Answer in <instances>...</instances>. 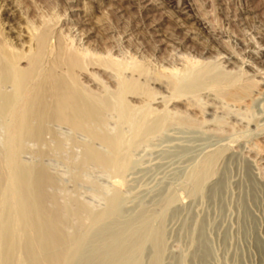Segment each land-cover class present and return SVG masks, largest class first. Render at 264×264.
<instances>
[{
  "label": "rangeland",
  "instance_id": "obj_1",
  "mask_svg": "<svg viewBox=\"0 0 264 264\" xmlns=\"http://www.w3.org/2000/svg\"><path fill=\"white\" fill-rule=\"evenodd\" d=\"M44 29L49 49L66 38L141 69L75 73L103 107L82 130L42 115L16 146L0 107V264H264V0H0V40L26 56L19 68ZM121 79L139 91L122 115L103 105ZM208 159L212 176L198 182Z\"/></svg>",
  "mask_w": 264,
  "mask_h": 264
},
{
  "label": "bare ground",
  "instance_id": "obj_2",
  "mask_svg": "<svg viewBox=\"0 0 264 264\" xmlns=\"http://www.w3.org/2000/svg\"><path fill=\"white\" fill-rule=\"evenodd\" d=\"M179 3V2H178ZM183 3V2H182ZM185 3V2H184ZM181 9L182 10H188L189 9V6L187 4L185 5H181ZM54 22V21H53ZM36 26V25H35ZM52 27V26H51ZM49 27V28H51ZM35 29V28H34ZM39 29V28H38ZM37 29V30H38ZM41 30V28H40ZM45 31L40 32L38 35L35 36V33H34V36H35V48L34 50L32 51V53L26 58V66L27 68L26 69H22V68H19L18 67V63L21 61L22 58L26 57L25 55L21 56H17L15 54V52L13 53V50H11V46L9 47L6 42L0 40V85L4 82H11L12 85H13V93L11 95H6V96H1L0 95V107L3 109V111L7 114V115H10V117L12 118V126L10 128V133L11 134V139H12V142L15 141L18 137L20 138V136L22 135H26V134H30L32 130H29L31 129L30 127V119H34V117H37L39 119L37 120H40L41 122V118H42V115H56V119L59 121H65V122H68L69 124H71L73 127H80L82 125H85L86 123L92 121L93 119H95V115H100V106L98 107L97 104L92 101V99H90L89 96H87L83 90L80 89V86L79 84L77 83L76 81V78H75V73L77 71H81V70H84V68L86 66H90V65H100L101 66H105V69L107 67H110V68H113L115 69L117 72L121 73L122 69H127V68H131L132 70H138L141 69L139 67H141V65L138 67V65L136 63H128L127 62V65L124 64L122 61L121 63L119 61H115L114 59H112L110 56H106L104 58H99L97 54L89 51L88 49H78V48H74V44H72L73 42L71 41H68L66 38H65V41H62L59 42V44L57 45V47L53 48V49H49L51 46L49 45L48 46V43L47 42L49 39V35L50 32L48 31V34L46 33L47 30L44 29ZM49 30V29H48ZM69 30V29H68ZM33 34V33H32ZM54 35V34H53ZM48 37V38H47ZM48 39V40H47ZM61 38H59V41H60ZM4 40V39H3ZM64 40V39H63ZM131 44V43H130ZM34 47V46H33ZM79 47V46H78ZM107 47V46H106ZM15 50V49H14ZM96 50V49H95ZM112 50V49H111ZM18 51V50H17ZM135 51V50H134ZM30 53V52H29ZM152 53V52H151ZM183 54V53H182ZM101 55V54H100ZM122 55V54H121ZM46 57H50L51 58V61H50V65L49 67L45 70V71H42V75H41V78H39V73H40V67H41V63L43 61V59ZM102 56V55H101ZM131 57V56H130ZM115 58V57H114ZM47 59V58H46ZM188 59V58H187ZM137 60V59H136ZM158 60V59H157ZM174 60V59H173ZM184 60V59H183ZM185 60H186V57H185ZM46 61V60H45ZM48 61V60H47ZM134 62V60L132 61ZM187 64H188V69L189 70H193V67L195 64H196V61H191V60H187L186 61ZM219 62V61H218ZM199 63V62H198ZM208 63V62H207ZM179 64V63H178ZM88 66V67H89ZM129 66V67H128ZM165 66V65H164ZM189 66L191 67V69L189 68ZM197 66V65H196ZM200 66V65H199ZM99 67V66H98ZM163 67V66H162ZM201 67V66H200ZM198 67V68H200ZM43 68V67H42ZM94 68V67H93ZM97 68V67H96ZM108 68V69H110ZM172 68V67H171ZM195 68V66H194ZM176 69V68H175ZM184 69V68H183ZM186 69V68H185ZM112 70V69H110ZM137 70V72H138ZM144 70V69H143ZM142 70V71H143ZM166 70V69H165ZM169 70V69H167ZM179 70V69H178ZM178 70H169V71H166L165 73L167 75H173V77H175L177 75V73H179ZM202 70V69H201ZM241 70V69H240ZM86 71V70H85ZM125 71V70H124ZM127 71H130V70H127ZM182 71H185V70H182ZM135 72V73H137ZM164 72V71H163ZM190 72V75H195L193 74L191 71ZM196 72V71H195ZM201 71H199L198 73H200ZM203 72V71H202ZM201 72V74H202ZM133 73V71H132ZM130 73V74H132ZM197 73V74H198ZM123 74V73H122ZM181 74V73H180ZM204 74V73H203ZM126 75V74H125ZM134 75V74H133ZM135 75H139V74H135ZM141 75V74H140ZM189 75V76H190ZM77 76V74H76ZM130 76V75H129ZM179 76V75H177ZM183 75H181V78H182ZM200 76V75H199ZM202 76V75H201ZM138 77V76H137ZM192 77V76H191ZM191 77L189 78L190 82L192 83H195L193 82L194 78H192L191 80ZM196 77V75H195ZM219 77V76H218ZM127 78V76H126ZM125 78V79H126ZM130 78V77H129ZM178 78V77H177ZM180 78V79H181ZM199 78L198 76L196 77V79ZM128 79V78H127ZM147 79V78H146ZM179 78L177 80H180ZM184 79V77L182 78ZM220 79V77H219ZM218 79V81H219ZM224 79V78H223ZM223 79H220L222 80L221 82H218V83H215L214 81L211 82V86L213 85V82H214V85L217 87V86H220V85H217L219 83L222 84L223 83H227L225 82V80ZM259 79V78H258ZM129 80V79H128ZM127 80V81H128ZM132 80V78H131ZM140 80V79H139ZM138 80V81H139ZM200 80V79H199ZM235 80V79H234ZM126 80H123L121 79L120 81V91L119 93L114 97L113 101L110 102L108 99V101H105V103L103 105L105 106H108V108H110L111 106L110 105H115L112 106L113 108H116V107H119V113L121 111V113H124L126 114V112H129V108L125 107L127 106L125 103L123 104V101H124V95L128 96V93L132 94L133 92L131 91H137V86L132 83V82H127ZM181 81V80H180ZM179 81V82H180ZM185 81V80H184ZM217 81V80H215ZM228 81V80H227ZM144 82V81H143ZM154 82V80H153ZM196 82L198 83V81L196 80ZM251 82V81H250ZM142 83V81L140 82ZM197 83L195 85H197ZM201 83V82H199ZM191 84V83H190ZM189 84V85H190ZM205 84V83H204ZM7 85V84H6ZM194 85V86H195ZM225 85V84H224ZM174 86V85H173ZM191 86V85H190ZM223 86V84H222ZM139 87V86H138ZM192 87V86H191ZM224 87V86H223ZM238 87V86H237ZM214 88V87H213ZM222 88V87H221ZM185 89V88H184ZM201 89V88H200ZM214 89H217V88H214ZM196 90V89H195ZM219 90V89H218ZM139 92V91H137ZM149 92V91H148ZM147 92V93H148ZM87 93V92H86ZM151 93V92H149ZM176 93V92H175ZM7 94V93H6ZM134 94V93H133ZM136 94V93H135ZM143 94V93H142ZM154 94V93H153ZM239 95V94H238ZM125 96V97H126ZM151 96V94H150ZM181 96V95H180ZM149 99V97H148ZM147 99V100H148ZM126 100V99H125ZM128 100V99H127ZM197 100V99H196ZM228 101V100H227ZM97 102V101H96ZM99 103V102H97ZM140 103V102H139ZM147 103V102H146ZM101 106L102 103H100ZM98 104V105H100ZM136 104V103H135ZM104 106V107H105ZM107 108V107H106ZM129 109L127 111V109ZM189 108V107H188ZM194 108V107H193ZM143 109H141L142 111ZM151 111V110H150ZM120 113V114H121ZM131 113V112H130ZM137 113H139V111H137ZM136 113V115H138ZM116 114V113H115ZM123 114V115H124ZM122 115V114H121ZM132 115V114H131ZM143 115H150L149 111L148 110H145L143 112ZM152 115V114H151ZM134 116V115H133ZM154 116V115H153ZM95 117V118H94ZM149 117V116H148ZM137 118V117H136ZM44 120V117L42 118ZM54 120V119H53ZM154 120V119H153ZM35 121V120H34ZM96 121V120H95ZM64 124V123H63ZM29 125V126H28ZM148 125V124H147ZM41 126V125H40ZM91 126V125H89ZM88 126V127H89ZM38 127V126H37ZM36 127V128H37ZM42 127V126H41ZM82 127H85V126H82ZM80 127V129H85V128H82ZM92 127V126H91ZM40 129V127H39ZM78 129V128H77ZM142 130V129H141ZM86 131V130H85ZM36 132V131H35ZM33 132L32 134L34 135ZM82 132V131H81ZM38 132H36L35 134H37ZM41 133V132H40ZM85 133V132H83ZM89 133V132H88ZM92 134H94V132L91 131ZM31 135V134H30ZM30 135H27L30 137ZM91 135V134H90ZM92 136V135H91ZM94 136V135H93ZM92 136V137H93ZM97 136V135H96ZM99 136V135H98ZM102 136V135H101ZM10 137V136H9ZM25 137V136H23ZM21 137V138H23ZM32 137V136H31ZM38 137V136H37ZM95 138V137H94ZM98 138V137H97ZM103 138V137H101ZM100 139V138H99ZM19 140V139H18ZM16 140V141H18ZM102 140V139H100ZM104 140V138H103ZM112 140V139H111ZM110 138L108 141H111ZM16 141L14 142V144L16 143ZM115 141V139H114ZM24 142V141H23ZM106 141H104L103 143L105 144ZM112 142V141H111ZM106 142V144L108 143V147H111V149L113 150V152L115 151V148H116V145L115 143L116 142ZM19 143V142H18ZM9 144V143H8ZM22 144V143H21ZM16 145V144H15ZM118 145V144H117ZM120 145V144H119ZM123 145V144H122ZM17 146V145H16ZM127 146V145H126ZM118 147V146H117ZM122 147V146H121ZM120 147V148H121ZM114 148V149H113ZM118 148V149H120ZM121 151V150H120ZM14 152V151H13ZM111 152V153H113ZM122 152V151H121ZM91 153V152H90ZM93 153V152H92ZM120 153V152H119ZM15 154V153H14ZM13 154V155H14ZM18 154V153H17ZM12 155V154H11ZM116 155V154H115ZM15 157V156H14ZM104 158V157H103ZM10 159V158H9ZM14 159V158H13ZM96 161L98 158H95ZM217 158L215 157L214 160H216ZM101 160V158H100ZM98 160V162L100 161ZM107 160V163L108 165L112 166V162L109 164L108 162V159ZM95 161V160H94ZM103 162L104 159L102 160ZM114 161V160H113ZM212 164H213V160L212 159H208L204 165H202L203 167L201 171H199L198 173V178H197V181L198 182H201L203 180L206 181V179H208L210 176H212V172H211V167H212ZM114 167V166H113ZM118 167V165H117ZM26 168V167H25ZM196 170V168H195ZM194 171V170H193ZM20 174V173H19ZM28 174V173H27ZM17 175V174H16ZM26 175V173H25ZM19 176V178H21L20 175H17V177ZM27 176V175H26ZM26 176H24V179H27L25 178ZM16 177V176H15ZM37 177V176H36ZM18 178V179H19ZM30 178V177H29ZM14 179V178H13ZM20 180V179H19ZM39 180V179H38ZM35 181L33 183H36L38 182V184L36 183L37 187L39 185V190H40V187H42L40 184H42L43 181L40 182L39 181ZM15 181V180H14ZM29 181V180H28ZM26 180V182H28ZM220 180H218L216 184H214L215 186L213 187L212 189V193L213 195H217L220 191H221V188H222V185L221 182H219ZM25 182V181H24ZM40 182V183H39ZM46 182V180H45ZM197 182V184H198ZM33 183H29L32 187H34L35 184ZM193 183V182H192ZM223 183V182H222ZM22 184V182H21ZM27 183H25L26 185ZM35 185V186H36ZM28 187V184L26 185ZM25 186V187H26ZM203 186H201L202 188ZM30 188V187H28ZM255 190V189H254ZM29 192V190H27ZM32 191V190H31ZM25 193V192H24ZM38 193V192H37ZM40 193V192H39ZM36 194L38 197H41L40 194ZM33 194V193H32ZM211 195V196H213ZM26 196V195H25ZM254 196V199H256L257 197V192H255V194L253 195ZM37 197V200H40L39 198ZM36 198V197H35ZM36 200V201H37ZM22 202H24L23 200H20ZM41 201V200H40ZM22 202L20 204H22ZM39 203V201H38ZM26 206V205H25ZM24 207V206H23ZM20 212V211H19ZM54 216V215H53ZM57 216V215H56ZM57 219V217H56ZM24 220V219H23ZM58 220V219H57ZM56 220V222H57ZM46 221V220H45ZM55 222V223H56ZM54 223V221H53ZM27 224V223H25ZM22 225V224H21ZM29 226V225H27ZM39 226V225H38ZM31 227V226H30ZM47 227V226H46ZM34 228V227H33ZM40 230V229H39ZM41 231V230H40ZM39 232V231H38ZM35 233V232H34ZM151 233V232H150ZM46 234V233H45ZM49 234V233H48ZM40 236V235H39ZM51 236V235H50ZM49 236V237H50ZM149 236V235H148ZM8 237V236H7ZM7 237L5 239H7ZM48 238V236H46ZM46 237H45V240H46ZM161 237V236H160ZM159 237V238H160ZM40 237H38V240ZM155 239V238H154ZM10 240L9 237L7 240H5V243ZM12 240H14L12 238ZM45 240H43L42 242H45ZM49 240V238L47 239ZM117 240V239H116ZM144 240V239H143ZM160 240V239H159ZM15 241V240H14ZM14 241H11V243H13L14 245ZM16 242V241H15ZM50 242V245H51V240H49ZM48 242V243H49ZM149 242V241H148ZM155 242V241H154ZM162 242V241H161ZM9 243V242H8ZM8 243H6L7 245L6 246H9ZM34 243V242H33ZM46 246L44 244H41V246H45L47 247L49 244H47V242L45 243ZM11 245V244H10ZM11 245V246H13ZM143 245V244H142ZM141 245V246H142ZM10 246V247H11ZM43 246V247H44ZM65 246V245H64ZM130 246V245H129ZM140 246V247H141ZM203 246V245H202ZM3 247V246H2ZM44 249H47L45 248ZM139 247V248H140ZM115 248V247H114ZM119 248V247H118ZM6 249V248H5ZM7 249H10V248H7ZM52 249V248H51ZM138 249V248H137ZM161 249V248H159ZM199 249V248H198ZM11 250V249H10ZM10 250H6L8 252H10ZM139 250V249H138ZM45 251H48V250H45ZM57 251V250H56ZM59 251V250H58ZM8 252H7V255H8ZM5 253V252H4ZM3 253V254H4ZM201 260L203 262H205L206 258L208 257L207 256V253L205 251H201ZM6 254V253H5ZM31 254V253H30ZM47 254V253H46ZM162 254V253H161ZM1 255V254H0ZM6 255V256H7ZM157 256H158V253H157ZM53 257L54 261H56L54 255L51 256ZM3 257H1L2 259ZM199 258V257H198ZM47 259H50L47 258ZM51 260V261H53ZM59 260V259H58ZM157 260V259H156ZM44 261V260H43ZM50 261V260H49ZM53 261V262H54ZM44 262H47L48 261H44ZM44 262H40V263H44ZM52 262V263H53ZM58 262V261H57ZM74 262V261H73ZM39 263V264H40ZM47 263H44V264H47ZM51 263V262H50ZM61 263V262H60ZM202 263V262H201ZM206 263V262H205ZM38 264V262H37ZM154 264H159L158 261H155Z\"/></svg>",
  "mask_w": 264,
  "mask_h": 264
}]
</instances>
